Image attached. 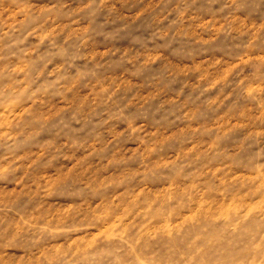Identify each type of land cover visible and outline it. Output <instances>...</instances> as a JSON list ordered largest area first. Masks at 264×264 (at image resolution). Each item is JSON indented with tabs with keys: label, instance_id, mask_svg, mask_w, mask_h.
Masks as SVG:
<instances>
[{
	"label": "rangeland",
	"instance_id": "rangeland-1",
	"mask_svg": "<svg viewBox=\"0 0 264 264\" xmlns=\"http://www.w3.org/2000/svg\"><path fill=\"white\" fill-rule=\"evenodd\" d=\"M262 11L0 0V264H264Z\"/></svg>",
	"mask_w": 264,
	"mask_h": 264
},
{
	"label": "clouds",
	"instance_id": "clouds-1",
	"mask_svg": "<svg viewBox=\"0 0 264 264\" xmlns=\"http://www.w3.org/2000/svg\"><path fill=\"white\" fill-rule=\"evenodd\" d=\"M232 4L235 5L236 9L240 10L241 15H252L258 9L264 8L262 0H232ZM253 18L264 22V11L255 15Z\"/></svg>",
	"mask_w": 264,
	"mask_h": 264
}]
</instances>
